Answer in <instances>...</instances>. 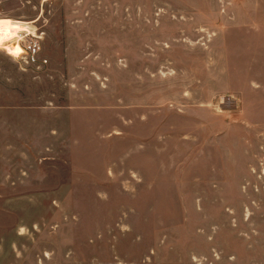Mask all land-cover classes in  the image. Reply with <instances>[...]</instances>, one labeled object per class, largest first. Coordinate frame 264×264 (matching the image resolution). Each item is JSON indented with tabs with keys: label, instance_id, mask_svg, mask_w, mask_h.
<instances>
[{
	"label": "rangeland",
	"instance_id": "obj_1",
	"mask_svg": "<svg viewBox=\"0 0 264 264\" xmlns=\"http://www.w3.org/2000/svg\"><path fill=\"white\" fill-rule=\"evenodd\" d=\"M195 1L210 2L0 0V25L25 26V20L35 18L41 25L44 16L49 18L46 27L54 36L56 64L60 62V68L51 73L20 71L7 50L0 48L2 121L16 125L15 116L25 120L30 115L34 123L38 121L34 129L48 126L40 106L54 93L60 94V105L81 107L73 110L76 133L71 131L68 110H60V141L54 143V163L0 165L1 176L9 172L16 184L6 187L3 183L7 182H1L0 264H249L248 259L254 257L264 264V140L256 151L260 163L242 170L244 175L254 173L250 182L89 178V172H97L93 178L103 177L100 158L121 160L136 148V132L143 129L136 118V87H105L104 82H95L89 72L103 68L96 64L106 56L103 52L97 61H88L87 70H74L82 74L76 78L79 84H67L72 78L64 69L67 58L63 47L69 42L73 46L69 56L78 59L84 45L96 52L107 44L127 42L130 50L144 44L146 60L152 56L147 52L153 47L156 60L166 59L168 53L160 47L179 35L178 29L184 24L173 15L180 17L199 10L200 6L190 5ZM122 13H139L144 19L139 40L131 29L123 34L118 30L117 19ZM86 14L89 16L85 21L71 22ZM135 22L129 18L128 28ZM74 36L85 38L74 45ZM59 41L60 55L56 53ZM4 46L12 52L11 43ZM13 52L19 50L14 48ZM129 56L136 60L135 54ZM226 103L227 107L232 105V101ZM120 130L124 135L114 134L109 139L112 149L98 147V140L105 135L98 132ZM222 166L214 164L209 172L218 177L238 172L232 165L224 172ZM23 169L29 170L26 180L21 178ZM123 169L115 167L116 172Z\"/></svg>",
	"mask_w": 264,
	"mask_h": 264
},
{
	"label": "crops",
	"instance_id": "obj_2",
	"mask_svg": "<svg viewBox=\"0 0 264 264\" xmlns=\"http://www.w3.org/2000/svg\"><path fill=\"white\" fill-rule=\"evenodd\" d=\"M190 5L200 6V9L180 17L173 15L184 24L178 29L179 35L160 47L168 53L163 60H156L154 47L147 52L152 56L146 60L144 44H137V50H130L127 42L126 45L107 44L96 52L84 45L81 50L84 54L81 52L78 59L69 56L73 47L69 42L63 47L67 58L64 69L69 70L72 78L67 84H79L76 78L82 74H75L74 70H87L88 61H97L98 54L103 52L106 54L104 59L96 62L103 68L89 72L95 82H104L105 87H136V118L143 127L136 132L137 146L126 155L128 158H100L98 165L103 170V177L93 178L97 172H89L90 179L137 182L239 179L250 182L254 176L250 171L244 175L242 170L247 165L251 169L260 163L256 151L264 140V0L195 1ZM88 16L74 17L71 22H83ZM129 18L136 21L130 24L132 28H128ZM37 19H33L35 24ZM48 20L44 16V23L39 25L45 31L43 54L49 59L48 70L41 73L60 68V62L56 64L54 58V36L46 27ZM117 21H120L118 30L121 34L131 29L137 40L139 31L142 36L144 19L139 13L131 16L122 13ZM84 38L74 36L71 43ZM57 47L56 53L60 55V41ZM129 53L135 54V61L130 60ZM13 60L20 71L35 73L21 68L14 57ZM62 78L66 83L63 75ZM223 96L232 98L230 107L221 102ZM40 107L48 126L39 129H34L38 121L34 123L30 115L25 120L15 116L16 125H8L7 120L2 121L0 111V165L54 163V143L60 139V110H68L71 131L76 133L74 120L77 116L73 110L81 107L60 105L59 93L52 94ZM98 133H105L98 140V147L110 150L113 144L109 139L125 132ZM214 164L224 165V172L232 165L238 172L214 176L217 173L209 172ZM117 165L123 166V171L116 172ZM1 175L0 171V190L2 181L7 182L3 183L6 187L16 185L9 172L5 177ZM28 175L29 170L23 169L21 178L26 180ZM249 260V264H260L256 257Z\"/></svg>",
	"mask_w": 264,
	"mask_h": 264
},
{
	"label": "built area",
	"instance_id": "obj_3",
	"mask_svg": "<svg viewBox=\"0 0 264 264\" xmlns=\"http://www.w3.org/2000/svg\"><path fill=\"white\" fill-rule=\"evenodd\" d=\"M35 21L36 20H25V26L10 40L5 42V44L11 43V46L14 48L19 47V52L13 53L3 44L0 48L3 47L7 50L24 70L44 72L47 71L49 67V59L43 54L45 31L42 26L35 24ZM227 101H232V98L230 96H223L221 98L222 103L227 104Z\"/></svg>",
	"mask_w": 264,
	"mask_h": 264
},
{
	"label": "bare ground",
	"instance_id": "obj_4",
	"mask_svg": "<svg viewBox=\"0 0 264 264\" xmlns=\"http://www.w3.org/2000/svg\"><path fill=\"white\" fill-rule=\"evenodd\" d=\"M24 27V25L21 24H4L0 25V46L5 44L6 41L10 40V37H13L16 32L21 30ZM18 50L19 47H16ZM14 51V47L12 49V52ZM14 53V52H13Z\"/></svg>",
	"mask_w": 264,
	"mask_h": 264
}]
</instances>
